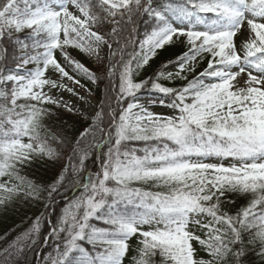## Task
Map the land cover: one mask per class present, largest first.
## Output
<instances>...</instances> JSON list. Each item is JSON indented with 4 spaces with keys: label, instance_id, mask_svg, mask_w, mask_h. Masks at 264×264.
Masks as SVG:
<instances>
[{
    "label": "snow or ice",
    "instance_id": "snow-or-ice-1",
    "mask_svg": "<svg viewBox=\"0 0 264 264\" xmlns=\"http://www.w3.org/2000/svg\"><path fill=\"white\" fill-rule=\"evenodd\" d=\"M175 45V71L165 59L136 79ZM70 50L103 65L110 84L71 140L47 123L57 110L79 118L64 79L99 77ZM142 88L166 99L138 102ZM33 161L59 165L51 184L20 174ZM2 177L0 212L43 192L48 209L68 185L82 192L55 223L42 213L0 249V264L45 219L43 264H245L249 245L264 261V0H0ZM232 196L248 199L234 215Z\"/></svg>",
    "mask_w": 264,
    "mask_h": 264
},
{
    "label": "trees",
    "instance_id": "trees-1",
    "mask_svg": "<svg viewBox=\"0 0 264 264\" xmlns=\"http://www.w3.org/2000/svg\"><path fill=\"white\" fill-rule=\"evenodd\" d=\"M183 51L184 48L182 45L167 47L160 53L155 61L150 62L149 66L143 72H141L140 76H138L136 79L139 80L145 75H154L156 72L160 71L161 64L165 59H171L174 62L173 64L168 65L167 70L175 71V64L178 63L177 58L181 56ZM76 75L79 77L80 82L88 88V90L99 100V102L103 101L109 94L110 84L105 78L104 72L102 75L97 74L99 78L96 80V82H93L86 76H82L78 73ZM150 96L165 98L163 94L159 93L158 91H153L149 88H142L136 93V100L139 102L142 99ZM65 122L67 123L68 127L62 128V124ZM47 123L48 126L54 130H62L64 134L69 137V140H71L75 136H78L80 132L88 126L90 120L85 121V119L81 116L78 118L73 114H66L63 113L62 110H57V118L54 120H49ZM105 150L106 149L103 146H101L100 149L94 150L91 154V158L85 162L86 168L88 169V175L98 169L99 161L97 157L101 156ZM69 151L70 144L65 145L63 152L67 154ZM20 174L33 183L47 186L52 183L58 173L55 174L53 179H46L45 177L44 180L40 181L41 169L38 168V165L36 164L33 166L31 164H26L20 170ZM1 179L2 178H0V180ZM81 192L82 189L79 186L68 185L61 188L58 192L53 193L55 199L48 209H45L44 207L46 203L45 198L47 197V192L41 193V199L43 202L39 205V207H37V205L32 200L25 201L30 203V212L28 211L27 207L29 206L27 205L25 208L19 204L18 206L12 204L9 207V210L6 211V214L3 212L4 218L0 220V237H3L5 232H9L12 229H14V231H11L6 239H0V249L6 247L8 240L11 242L14 238H17V236L28 230L35 218L41 216L42 213H46V216L50 218L53 223H55L64 206L72 199L78 197ZM29 214L30 219H28ZM49 229L50 224L48 219L43 220L40 224L38 233H36L32 239L24 241L23 252L16 253L12 257L11 264H43V258L52 251L53 241L48 239V237L51 235ZM248 247H250V249L253 251L245 256V264H264V261H262L260 257L258 258L257 250L254 248V246L249 245ZM0 259H2V257H0Z\"/></svg>",
    "mask_w": 264,
    "mask_h": 264
},
{
    "label": "rangeland",
    "instance_id": "rangeland-1",
    "mask_svg": "<svg viewBox=\"0 0 264 264\" xmlns=\"http://www.w3.org/2000/svg\"><path fill=\"white\" fill-rule=\"evenodd\" d=\"M70 51H71V54L73 55L74 58L80 60L82 63H85V65L87 67H89L91 71H94L98 75L103 74V72H104L103 65L96 64V62L93 58H89L82 53L78 54V50H70ZM171 67H172V65H171ZM57 77H58V74H54V78H57ZM64 83L67 84L68 87H74L76 89V91L79 93V95L73 96L71 93H67L65 91L64 95H63V100L67 101L70 105H73L75 109L79 110V113H80L79 116H81L84 119L88 118V120H90L91 116L94 115L93 110L96 109L99 105V100L81 82H80V84H82L83 87H80L79 85H73V83L71 81H68L66 78L64 79ZM60 91H63V89H61ZM60 91H56L57 96L60 95ZM81 97H83V99H81ZM161 99H165V98L157 97V96H150V97H146V98L142 99L139 102L144 103V102H148L151 100H161ZM157 110H161V109H157ZM64 162H66V161H64ZM29 164H31L33 166L37 164L38 168L41 169L40 181L44 180L45 177H46V179L47 178L53 179L55 174H57L59 172V165L58 164H56V165L45 164L43 162H36V161L30 162ZM5 179H7V178L2 177L0 182H2ZM232 199L236 202L235 207L229 206L225 210L229 211L230 214H233V215L241 207L247 206V204H248V199H245L243 196H232ZM30 200H27V201H30ZM32 201L37 205V207H39V205L43 202V200L41 198L38 201H36V200H32ZM18 204L22 205L24 207L26 205L29 206L27 208H28V211L30 212V203L29 202H25L24 200H18L16 202H13V205H15V206H18ZM5 214H6V212H5ZM3 218H4V213L0 212V220H2ZM5 219H6V217H5ZM28 219H30V214H29ZM19 236H17V238ZM8 244H9V240L6 243V246ZM3 248H5V247H3ZM252 251L253 250L250 249V247H248V251L246 252V255ZM257 256H258V254H257ZM258 258H259V256H258Z\"/></svg>",
    "mask_w": 264,
    "mask_h": 264
}]
</instances>
